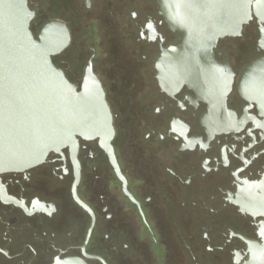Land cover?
<instances>
[{
    "label": "flooded vegetation",
    "instance_id": "af4514ba",
    "mask_svg": "<svg viewBox=\"0 0 264 264\" xmlns=\"http://www.w3.org/2000/svg\"><path fill=\"white\" fill-rule=\"evenodd\" d=\"M27 1L33 23L37 9ZM52 1V20L70 35L52 62L78 91L90 63L111 115L115 167L97 139L77 137L74 156L64 148L0 173V264L247 262L264 234V0L212 52L231 74L223 104L187 85L159 84L156 59L176 37L156 0ZM60 7L74 23L57 16ZM93 7L94 17L75 16ZM98 22L127 24L119 37L135 49L113 53L100 69ZM253 187L262 204L255 217L241 205Z\"/></svg>",
    "mask_w": 264,
    "mask_h": 264
},
{
    "label": "water",
    "instance_id": "95a60500",
    "mask_svg": "<svg viewBox=\"0 0 264 264\" xmlns=\"http://www.w3.org/2000/svg\"><path fill=\"white\" fill-rule=\"evenodd\" d=\"M33 2L37 9L33 29L40 27L35 33L31 30L35 9L28 6L27 0H0V173L33 167L49 153H60L64 148L72 150L74 156L77 137L97 139L115 167L110 146L111 115L100 83L89 63L78 91L54 65L52 57L69 45V31L64 23L52 20L56 16L52 0ZM156 2L159 14L176 37L156 59L159 84L187 85L203 98L223 104L231 74L227 67L216 63L212 52L220 38L240 32L251 11L261 9L262 0ZM77 3L81 6V2ZM60 8L57 16L74 23L67 9ZM96 12L95 7L89 11L80 9L75 16L87 20ZM123 21L128 23L127 16ZM97 26L101 29L95 61L98 69L102 63L108 64L115 52L118 56L122 49L135 51L128 37H119L124 27L127 30V24L117 30L107 26L103 30L99 22ZM85 56H80L81 62ZM241 205L253 217L262 213L258 187L252 188ZM251 248L244 264H264L263 233L262 244L255 243ZM54 264L86 263L71 257Z\"/></svg>",
    "mask_w": 264,
    "mask_h": 264
},
{
    "label": "trees",
    "instance_id": "16d2710c",
    "mask_svg": "<svg viewBox=\"0 0 264 264\" xmlns=\"http://www.w3.org/2000/svg\"><path fill=\"white\" fill-rule=\"evenodd\" d=\"M37 29H38V28L33 29V23H32V24H31V30H32V32H36Z\"/></svg>",
    "mask_w": 264,
    "mask_h": 264
}]
</instances>
